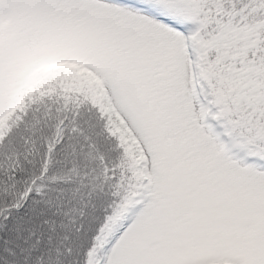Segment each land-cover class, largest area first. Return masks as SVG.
Wrapping results in <instances>:
<instances>
[{"label":"snow or ice","instance_id":"1","mask_svg":"<svg viewBox=\"0 0 264 264\" xmlns=\"http://www.w3.org/2000/svg\"><path fill=\"white\" fill-rule=\"evenodd\" d=\"M0 264H264V0H0Z\"/></svg>","mask_w":264,"mask_h":264}]
</instances>
